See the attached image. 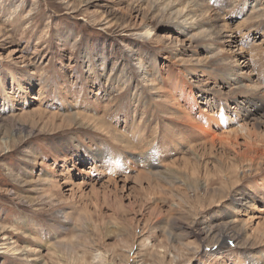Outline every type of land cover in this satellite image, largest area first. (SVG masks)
<instances>
[{
  "label": "rangeland",
  "instance_id": "rangeland-1",
  "mask_svg": "<svg viewBox=\"0 0 264 264\" xmlns=\"http://www.w3.org/2000/svg\"><path fill=\"white\" fill-rule=\"evenodd\" d=\"M263 68L264 0H0V264H264Z\"/></svg>",
  "mask_w": 264,
  "mask_h": 264
},
{
  "label": "bare ground",
  "instance_id": "bare-ground-1",
  "mask_svg": "<svg viewBox=\"0 0 264 264\" xmlns=\"http://www.w3.org/2000/svg\"><path fill=\"white\" fill-rule=\"evenodd\" d=\"M140 1H148V2H151L152 0H140ZM155 1H158V0H155ZM194 2V1H193ZM217 3H218V6H222L223 4L222 3H220L219 1H217ZM153 4H154V2H153ZM157 4H158V2H157ZM191 4H193V3H191ZM199 4V6H200V3H198ZM155 5V4H154ZM194 6H196V4L195 5H193V7ZM199 6H197V7H199ZM191 8V7H190ZM196 9V8H195ZM199 8H197L196 10H198ZM195 10V11H196ZM192 11H193V9H192ZM261 11H263V10H261ZM184 17V16H183ZM186 17V16H185ZM220 17V16H219ZM181 19H182V17H181ZM185 19V18H184ZM250 20H252V21H254V19H250V17L246 20V24H249L251 21ZM187 21H186V19L185 20H183V22H181V25H179L178 24V26H182L181 27V30H183V31H186V30H184V27L186 26L185 25V23H186ZM216 22V21H215ZM220 23V22H219ZM255 23V22H254ZM204 24V22H201L200 24L198 23L196 26L198 27V26H202ZM245 24V23H244ZM251 24H253V23H251ZM226 26V25H225ZM249 26V25H248ZM223 27V26H222ZM191 28H193V26H189V28L188 29H191ZM212 28V27H211ZM214 28V27H213ZM229 29V28H228ZM214 31H212V32H208L209 34H208V38H211V41H212V43H211V46H214L215 44H218V42L220 41V40H222L223 38H224V33H225V31H224V28L222 29H218L217 27H215L214 29H213ZM231 30V29H230ZM203 31H208V30H203ZM150 32H148L147 33V37H148V39H149V37H150ZM146 37V38H147ZM222 42V41H221ZM208 48V47H207ZM208 50V49H207ZM260 58H262V57H260ZM200 64H201V62H198L197 64H195L194 66H192V68H191V70L189 71V72H191V71H195V69L196 68H198V67H200ZM192 65V64H191ZM238 65V64H237ZM263 66V65H262ZM258 69V68H257ZM264 69V68H263ZM264 71V70H263ZM11 72V75L12 76H14V74H13V72L12 71H10ZM250 72H252L251 70H250ZM249 73V72H248ZM247 73V74H248ZM263 73V72H262ZM211 80H214V81H216V79L213 77V76H209V77H206V79H204L203 80V83H202V86L205 88V89H207L208 90V93H206L205 95L206 96H204L203 97V99H204V101H205V105L207 106V107H209L210 109H211V112L213 111V110H215V109H217L218 110V112L216 113V114H214L213 113V116H214V118H217L218 120H221V122L223 123V124H225V123H227L228 121L231 123V124H235V123H237V124H239L238 125V134H243V135H245L249 140H254L255 142L257 141L258 142V139H260V138H264V112H263V110H264V101H259L257 98H246L242 103L241 102H239V101H237V100H233V104L234 105H236L235 106V108H232L231 106H230V104H228L229 103V101H225L226 100V98H227V95H225L226 93L224 92V90L225 89H227V91H231V84L230 83H228L227 81H222L223 83H224V86L223 87H219V86H217V85H214V86H211ZM13 82H14V84H16L17 86H18V89L20 90V91H22L23 93L25 92L24 90H22V87H21V84L19 83V82H17L16 80H15V78H13ZM256 83H257V81H256ZM256 85H258V84H256ZM255 85V86H256ZM260 85V84H259ZM255 86H254V88H255ZM262 86V85H261ZM259 87V86H258ZM225 88V89H224ZM261 88V87H260ZM262 89H263V87H262ZM262 89H258V91L259 90H262ZM237 90V89H236ZM250 89L248 88V91L247 90H245V91H247V92H251V91H249ZM257 89H255V90H253V92L254 91H256ZM226 91V92H227ZM233 91V90H232ZM263 91V90H262ZM264 92V91H263ZM238 93H239V91H238ZM254 93H256V92H254ZM230 94H232V93H230ZM235 94V93H234ZM208 95V96H207ZM255 95V94H254ZM259 95V94H258ZM209 96H213L215 99H216V101L215 100H210L209 99ZM251 96V95H250ZM263 96H264V93H263ZM261 97H262V95H261ZM25 98H28V97H25ZM218 101V102H217ZM225 101V102H224ZM227 103V104H226ZM263 112V113H262ZM261 113V114H260ZM259 114L260 115H262V118L263 119H260V118H258L259 117ZM88 119H90V118H88ZM93 119V118H92ZM205 120V119H204ZM210 120V119H209ZM209 120L208 119H206V121L207 122H209ZM91 121V120H90ZM92 122V121H91ZM90 122V123H91ZM94 123V122H93ZM95 124V123H94ZM217 126V125H216ZM221 127V126H220ZM23 130V129H22ZM235 130V129H234ZM21 133H22V131H21ZM227 134V133H226ZM231 134V133H230ZM30 135V134H29ZM117 136V135H116ZM231 136V135H230ZM26 138V137H25ZM224 138V137H223ZM227 139V138H226ZM228 140V139H227ZM128 144H130V143H128ZM126 146V145H125ZM151 147V146H150ZM149 147V148H150ZM190 149V148H189ZM149 150V149H148ZM190 152V154L192 155V157H194L195 158V161L196 160H198L200 157L197 155V154H195L194 152H193V150H190L189 151ZM100 159L98 158V161H99ZM154 166H156L155 165V163H154ZM169 168V167H168ZM169 170H171V169H169ZM173 170V169H172ZM175 170V169H174ZM176 171V170H175ZM175 171H174V173H175ZM157 173V172H156ZM161 173H163V172H161ZM165 173V172H164ZM167 173V172H166ZM165 173V174H166ZM172 173V172H171ZM173 173V174H174ZM153 174V173H152ZM160 175V174H159ZM169 175V174H168ZM150 176V175H149ZM154 176L155 175H153V177L152 178H154ZM161 176H163V175H161ZM164 177V176H163ZM172 177H174L175 178V180H177V181H179V183H181L182 185H184V186H188V187H192L191 185H190V183L186 180H183V179H180L181 177H182V175H181V177L180 178H178L177 177V175L175 176V174H174V176H172ZM147 178V177H146ZM173 178V179H174ZM160 179V178H159ZM168 180V179H167ZM172 180V179H171ZM173 181V180H172ZM171 182V181H170ZM176 183V182H175ZM178 183V182H177ZM170 185H171V183H169ZM241 199H244V196H242V197H240L238 200H241ZM252 200V197H248L247 199H246V203H243V204H245V205H247V206H249V207H251L252 206V204H251V201ZM254 201V200H253ZM234 222H236V221H231V222H228V224L225 226L224 225V230H223V233H221V236H219L220 237V241H218L219 242V247H223V245L224 244H226V243H231L232 241H236V240H238V239H240L241 238V235L243 234V233H236V234H233L232 235V230L230 229L231 228V226H230V224H233ZM196 226V225H195ZM220 226V225H219ZM194 228V227H193ZM219 229H220V227H219ZM236 229V228H235ZM208 230V229H207ZM211 230V229H210ZM221 230V229H220ZM196 231H198V230H196ZM209 231V230H208ZM234 232V231H233ZM213 233V232H212ZM208 234H209V232H208ZM199 235H202V233L200 234L199 233ZM219 235V234H218ZM206 237V236H205ZM213 237V236H212ZM218 238V237H217ZM202 239V238H201ZM203 240V239H202ZM10 242V241H9ZM11 243V242H10ZM11 245V244H10ZM9 247V246H8ZM7 250H9L8 248H7ZM6 250V251H7ZM5 251V252H6ZM13 251V250H12ZM11 251V252H12ZM16 252V251H15ZM13 253V252H12ZM16 254V253H15ZM28 260V259H27ZM37 261V260H36Z\"/></svg>",
  "mask_w": 264,
  "mask_h": 264
}]
</instances>
